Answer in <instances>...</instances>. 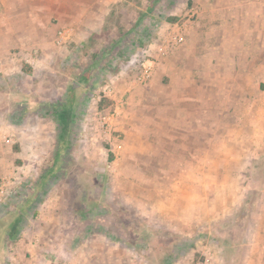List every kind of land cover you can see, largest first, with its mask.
Instances as JSON below:
<instances>
[{
    "label": "rangeland",
    "instance_id": "1",
    "mask_svg": "<svg viewBox=\"0 0 264 264\" xmlns=\"http://www.w3.org/2000/svg\"><path fill=\"white\" fill-rule=\"evenodd\" d=\"M73 1L0 0V264H188L207 247L246 264L264 173L230 167L264 164L245 149L264 136V0H98L94 28ZM141 21L156 37L126 54Z\"/></svg>",
    "mask_w": 264,
    "mask_h": 264
},
{
    "label": "crops",
    "instance_id": "2",
    "mask_svg": "<svg viewBox=\"0 0 264 264\" xmlns=\"http://www.w3.org/2000/svg\"><path fill=\"white\" fill-rule=\"evenodd\" d=\"M55 1V0H54ZM59 4H62V1H66V0H56ZM91 1V2H88ZM98 0H74L73 1V5L75 8H77L79 11V15L81 16V18H79V20H83L82 23L86 24L88 27H98L95 24L92 23V19H91V15L94 13V9H93V5L95 2H97ZM105 1L104 4H106L107 6L110 7V0H103ZM65 3V2H64ZM61 5H58L57 7H54V9H60ZM84 6V7H83ZM110 8H108L107 10L109 11ZM96 13H99L98 10L95 11ZM107 12V11H106ZM106 12H104L106 14ZM60 16V15H58ZM72 23H77L76 20H73ZM94 26V27H93ZM264 34V30H262L261 32H259L257 35L258 36H263ZM262 40V39H260ZM259 40V41H260ZM216 65H213L214 70L217 72L218 70H220L221 65H218V62L220 61V58L216 59ZM233 64H235V61L233 62ZM232 66V64H231ZM257 70L260 69H264V66L259 65V67H256ZM56 105L52 104V109H56ZM100 130V129H99ZM99 132V131H98ZM101 134V131H100ZM9 136H6V140ZM246 143H249V145L245 148L246 149V153H248L249 148L251 150H256L254 154H251V156H256V157H263V161H264V136H246ZM14 140H12L13 142ZM255 145V148H253V146ZM27 150L22 149L20 154L21 155H17V157H25L27 154V157H29L30 155L28 153H26ZM248 155V154H247ZM32 156H30L31 158ZM27 159V158H26ZM262 161V162H263ZM203 170V169H202ZM230 170H235L237 172H246V173H250V172H261L264 173V164H261L260 167L257 169L256 166H249L246 165L244 166V168H232L230 167ZM192 172H199L201 171V168H199L198 166L196 168H192L191 170ZM197 197H198V193H196ZM190 196L192 197V192H190ZM199 205V200L197 199H193V200H189L186 203V209L184 211H181L179 214L180 219H182V221H184L186 223V225H188L189 223L193 222V224H197L199 221H201L200 218L202 217H197L196 219L194 218V215L197 213L198 216L203 215V208L202 210H200L198 207ZM197 206L196 209H194L193 207ZM260 213H261V217H259L258 219H260L261 221H264V201L262 202V205H260ZM258 215V214H256ZM200 219V220H199ZM189 232L185 233L186 235ZM253 245V244H252ZM124 248V247H123ZM252 251V252H251ZM246 253H247V261L246 264H264V245L261 244H254L252 246V250L250 249H246ZM250 253V254H249ZM217 260V254L215 253L214 255V261L213 263H215V261ZM212 263V264H213ZM35 264H40V263H35Z\"/></svg>",
    "mask_w": 264,
    "mask_h": 264
},
{
    "label": "built area",
    "instance_id": "3",
    "mask_svg": "<svg viewBox=\"0 0 264 264\" xmlns=\"http://www.w3.org/2000/svg\"><path fill=\"white\" fill-rule=\"evenodd\" d=\"M67 33H61L60 38L58 39V43L62 44L67 42ZM183 41V37L181 35L178 34H172L169 35L165 41L163 42V46L161 47V50L163 51L164 54H168L170 51H174L178 48V46L182 43ZM146 73H149V70H146ZM147 77H149V75H147ZM111 86H106L104 88V95L103 96H99V99L104 98H111L112 96V91L111 90ZM114 113H110L107 111H102L100 113V118L98 121L102 120V125L106 126V132L107 130H109V128L112 125V122L114 121ZM13 140V136H9L7 138L8 143H11ZM14 184V181L12 182V180H4L2 182H0V205H3L6 203V201L12 197L11 194V188L12 185ZM214 255L215 253L213 252V250L211 249V247H207L205 248V250L202 252L201 254V258L197 261V262H193V263H188V264H212L214 261Z\"/></svg>",
    "mask_w": 264,
    "mask_h": 264
},
{
    "label": "trees",
    "instance_id": "4",
    "mask_svg": "<svg viewBox=\"0 0 264 264\" xmlns=\"http://www.w3.org/2000/svg\"><path fill=\"white\" fill-rule=\"evenodd\" d=\"M132 33H134V35L136 34L137 36H134L135 38L131 40V45L127 46V48L123 50L124 52H126V54H128L130 51H132L135 48L137 49L147 48L149 44L152 42V40L156 37L157 28L154 22L143 23L141 21L140 23L138 22V24L134 27V30L132 29ZM109 77L103 75L102 77H100L98 81H96L98 78H94L92 85L93 86L97 84L103 85L107 82Z\"/></svg>",
    "mask_w": 264,
    "mask_h": 264
}]
</instances>
